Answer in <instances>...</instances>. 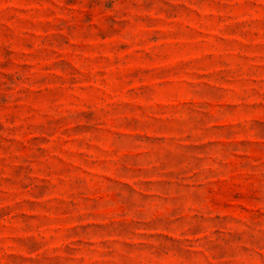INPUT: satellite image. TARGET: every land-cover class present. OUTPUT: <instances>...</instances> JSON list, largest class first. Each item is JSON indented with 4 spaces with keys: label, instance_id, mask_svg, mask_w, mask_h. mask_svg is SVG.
Segmentation results:
<instances>
[{
    "label": "rangeland",
    "instance_id": "374dc122",
    "mask_svg": "<svg viewBox=\"0 0 264 264\" xmlns=\"http://www.w3.org/2000/svg\"><path fill=\"white\" fill-rule=\"evenodd\" d=\"M0 264H264V0H0Z\"/></svg>",
    "mask_w": 264,
    "mask_h": 264
}]
</instances>
